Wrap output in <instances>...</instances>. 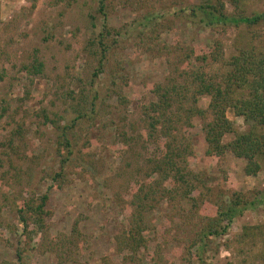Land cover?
I'll return each mask as SVG.
<instances>
[{
	"label": "rangeland",
	"instance_id": "rangeland-1",
	"mask_svg": "<svg viewBox=\"0 0 264 264\" xmlns=\"http://www.w3.org/2000/svg\"><path fill=\"white\" fill-rule=\"evenodd\" d=\"M200 2L187 0L182 6H170L157 14L159 43L191 45L195 53H205L219 40L226 60L249 42L256 49L262 48L264 23L249 30L240 26L212 31L189 17L187 7ZM225 10L245 16L264 14V0H243L238 8L226 3ZM96 11L97 0H0V261L16 263L15 251L26 248L23 253L28 263L58 264L54 253L44 252L40 246L44 234L33 236L25 245L14 212V206L20 208L30 195L48 194V240L54 242L61 235H69L78 218L79 230L88 237L87 244L79 245L74 260L68 264H101L104 259L110 264H152L158 247L163 253L162 264H180L184 236L177 223L170 224L164 202L148 216L149 228L144 233L148 242L136 257L118 253L114 242V237L127 228L130 196L140 184L155 178H147L145 161L154 148L145 140L144 108L155 100L151 86L162 83L167 76L164 58L149 56L134 48L131 40H122L118 62L124 69L116 78L124 79L119 83L130 104L120 113L121 117L113 112L104 118L97 116L92 122L80 120L71 149L76 156L77 150L94 156L95 163L73 162V172L69 169L67 183L61 189L51 182L59 171L57 151H66L58 145L59 132L44 122L43 115L58 121L60 126L77 117L73 111L76 101L69 93L79 92L80 80L86 85L92 80L93 70L85 68L83 48L102 28L103 21ZM136 19V13L117 7L106 23L119 29ZM34 60L43 65L37 75L25 71ZM216 67L211 65L205 70ZM108 82L107 75H100L92 93L97 91L103 99ZM208 102V98H200L199 106L206 108ZM105 104H115V100L106 99ZM226 115L235 132L248 131L241 117L232 112ZM201 126L202 120L194 118L186 131L195 154L191 169L205 174L214 195L228 197L238 193L248 201L261 196V204L237 217L226 233L208 237L205 250L199 255L205 264H264V164L256 175L246 176L244 159L230 152L222 157L206 156ZM233 139V134L225 135L223 143ZM86 166L93 170L86 172ZM121 170L132 178L127 179L130 185L117 199L112 194L120 182L116 174ZM181 205L187 208L186 203ZM199 212L214 215L210 204L201 206ZM4 242L12 247H5ZM191 252L190 264H200L195 257L199 250L195 247Z\"/></svg>",
	"mask_w": 264,
	"mask_h": 264
},
{
	"label": "trees",
	"instance_id": "trees-1",
	"mask_svg": "<svg viewBox=\"0 0 264 264\" xmlns=\"http://www.w3.org/2000/svg\"><path fill=\"white\" fill-rule=\"evenodd\" d=\"M186 1L97 0L96 12L103 21L102 28L83 48L87 58L85 68L93 70L92 80L88 85L80 80L79 92L69 93L71 99L76 101L73 111L77 113V117L64 126L46 115H43V119L59 132L58 145L66 151L63 154L58 149L59 171L51 178V182L61 189L67 183L73 162L89 165L95 163L94 156L80 150H77L76 156L71 149L77 123L85 118L92 122L97 116L104 118L113 112L121 117L120 113L130 104L119 83L123 78H119V81L116 78L124 69L118 62L123 41L131 40L137 50L155 58H164L167 76L162 83L151 86L150 92L155 100L144 108L147 132L145 140L154 148L145 161L147 178H155L140 184L130 196L127 202V228L114 237V242L118 253L136 257L148 242L144 236L149 228L148 216L164 202L170 214V224L177 223L184 236V250L179 263L190 264L191 251L196 247L199 250L196 259L200 264H205L199 255L205 250V240L210 236L226 233L237 217L261 204V196L248 201L238 193H232L228 197L221 193L214 195L212 187L205 180V174L190 167L195 154L186 131L192 127L194 118L202 120L206 156L222 157L230 152L247 162L244 169L246 176L256 175L264 164V132L261 131L264 128V44L262 48L256 49L249 42L247 47L241 48L236 55L226 60L219 40L214 41L211 49L205 53H195L191 45L159 43L160 25L156 22L157 14L170 6H182ZM242 1L201 0L199 4L187 8L193 23L212 31L219 27L226 29L240 26L249 30L264 23V14L245 16L226 12V3L238 8ZM117 7L136 13L138 19L126 28H110L106 22ZM208 65L217 67L207 72L205 69ZM42 68V63L34 60V64L26 67L25 71L37 75L42 72ZM100 75L109 77L103 99L97 91L92 93ZM203 97L209 100L206 108L199 106L200 98ZM106 99H114L115 104H105ZM82 111L84 112L81 113ZM227 112L241 117L248 125V131L235 132L227 118ZM107 125L112 126L113 122H107ZM228 134H233L234 139L223 143L224 136ZM121 137L124 141L127 140L124 132ZM84 169L90 172L93 167L86 166ZM116 178L120 182L115 185L112 195L121 199L122 193L130 185V180L127 179L132 178V175L127 176L121 170ZM48 202V194H32L23 200L20 208L14 206V212L26 240L25 245L32 241L33 236L44 234L40 245L44 252L54 253L58 264H68L74 260L79 245L87 244L88 237L79 230L78 218L69 235H61L54 242L49 241L47 221L51 212L47 208ZM183 203H186L187 208L181 205ZM204 204H210L214 209L213 217L199 212ZM174 218L178 221L175 222ZM4 245L12 247L8 242H4ZM24 250L26 248L15 251L16 263L3 260L0 264H30L24 256ZM162 255V250L158 247L152 264H162ZM101 264L110 263L104 259Z\"/></svg>",
	"mask_w": 264,
	"mask_h": 264
}]
</instances>
